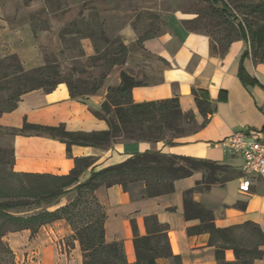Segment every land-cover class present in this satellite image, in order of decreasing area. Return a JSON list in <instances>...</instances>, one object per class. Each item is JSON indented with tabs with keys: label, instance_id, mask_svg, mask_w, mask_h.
<instances>
[{
	"label": "crops",
	"instance_id": "0c3cea01",
	"mask_svg": "<svg viewBox=\"0 0 264 264\" xmlns=\"http://www.w3.org/2000/svg\"><path fill=\"white\" fill-rule=\"evenodd\" d=\"M44 6V0H39ZM45 7V6H44ZM33 6L24 0H0V57L16 54L25 69L45 64L44 46L35 32L27 10ZM126 72L141 84L132 90L136 103L160 101L177 97L183 112L194 115L196 129L165 140H121L111 148L74 144L71 154L65 142L45 135H9L14 149V170L19 173L67 175L75 167V158L94 157L91 170L115 165L137 153L158 151L165 154L213 160L228 165L229 178L196 191L194 199L210 208L217 227L227 228L247 222L258 224L264 231V176L244 169V158L230 153L224 140L236 131L257 133L264 139V62H256L247 54L244 38L232 40L225 49L203 31L186 28L180 19L159 34L140 38L127 32ZM89 56L95 55L91 39L85 38ZM123 66L115 65L106 77L107 85L85 101L73 98L66 82L52 91L42 88L24 93L17 107L0 116V126L20 128L25 121L47 126L64 124L70 131H94L109 128L98 118L93 107L101 105L110 86L120 85ZM206 91L213 112L200 110L194 91ZM206 173L177 179L169 194L146 196L143 181L131 183L129 190L120 184L102 185L95 196L105 214V236L108 242L122 241L129 262L136 261L132 219L140 234L147 233L145 217L157 215L168 224L171 247L181 257L182 264H218L216 247L209 244L208 233L189 235L187 229L199 220H187L184 215V192L195 187ZM67 193L58 206L73 200ZM57 206V207H58ZM56 207H53V209ZM73 226L60 218L43 225L37 232L31 229L8 231L3 240L15 256L16 264H83L79 240L73 238ZM262 258L254 264H264ZM226 259L235 261L233 249L226 250ZM157 264H178L173 258H159Z\"/></svg>",
	"mask_w": 264,
	"mask_h": 264
},
{
	"label": "trees",
	"instance_id": "16d2710c",
	"mask_svg": "<svg viewBox=\"0 0 264 264\" xmlns=\"http://www.w3.org/2000/svg\"><path fill=\"white\" fill-rule=\"evenodd\" d=\"M209 1L224 16L239 21L227 0ZM96 17L97 14L94 13L93 18ZM83 22L80 28L77 27V23L72 25L74 28L71 30L67 28L61 34V38L65 39L67 33H74L78 38L92 39L96 53L91 56V60L94 65L98 63L103 68L99 77L92 81L63 79L60 65L47 57H45L44 65L29 70L24 68L16 54L0 57V90L4 88L10 90L8 96L0 97V116L14 110L24 93L39 88L50 92L61 82L67 83L73 98L85 101L88 96L96 94L101 89L104 80L115 65L126 62L128 48L120 39H117L119 43L116 47H106L101 51L99 35H102L103 31L99 29V22L96 20ZM244 24L248 26L251 44L257 48L264 47V1L250 7L247 16L243 21L238 22L240 28L238 38L246 40L248 36ZM104 40L109 42L108 38L104 37ZM232 40L234 39L219 43L213 39L222 50ZM246 53H250L249 49ZM121 78L120 85L108 88L105 101L93 107L94 114L107 121L108 129L70 131L64 124L47 126L25 121L20 128L0 126V132L11 135L49 136L65 142L71 154V147L74 144L109 149L121 140H165L173 143L174 138L196 129L193 113L183 112L177 97L136 103L132 98V90L141 82L125 71L121 72ZM3 82L6 83L5 86L2 85ZM194 94L201 111L205 114L213 112L206 91L195 90ZM12 156L13 168L10 174L21 181V184L17 191L5 192L0 175V214L19 223V226L8 229L7 232L27 228L35 233L43 225L65 218L73 226L75 232L73 238L79 240L81 244L83 264H157L159 258H173L178 264H182L181 257L173 253L169 225L162 223L157 215L145 217L147 233L144 235L140 234L136 220L132 219L136 261L129 262L122 241L108 242L106 240V214L95 196V190L102 185L115 184H120L124 190H129L131 183L143 181L146 184V196L154 197L174 192L177 179L191 176L197 171L205 172V177L197 181L195 187L184 192L185 218L199 220L198 224L188 227V234L208 233L209 244L216 247L218 264H254L256 259L263 256L261 246L264 245V231L258 224L247 222L227 228L217 227L213 211L194 199L196 191L209 189L212 184L228 179V174L222 178L218 177L219 174L228 172V165L208 159L147 151L137 153L123 162L100 170L93 168L89 176L81 180L83 173L95 163L94 157L75 158V167L69 174L51 175L16 172L14 149ZM26 180L29 183H26ZM69 192H74V199L65 205L58 206L61 199ZM85 194L90 196L96 210L90 214L92 220L89 223L75 227L72 215L74 210L83 203L82 198ZM53 207L56 208L53 209ZM24 212L28 214H23ZM227 249L234 250L235 261L226 259Z\"/></svg>",
	"mask_w": 264,
	"mask_h": 264
},
{
	"label": "rangeland",
	"instance_id": "374dc122",
	"mask_svg": "<svg viewBox=\"0 0 264 264\" xmlns=\"http://www.w3.org/2000/svg\"><path fill=\"white\" fill-rule=\"evenodd\" d=\"M227 1L239 21H243L249 8L264 0ZM24 4L35 7L27 10L25 15H29L35 32L45 43V57L50 61H57L60 65L63 79L92 81L98 78L103 70L98 63L93 64L85 47V38H78L74 33H67L65 39L61 38L67 28H74V23H77L78 28L82 27L84 20L99 22V29L103 31V34L99 35L101 51L106 47H116L119 43L117 39L125 44L126 33L129 31L135 32L140 38L159 34L177 18L186 28L206 32L219 43L238 38L240 32L239 21L221 14L209 0H44L45 7L40 6L39 0H24ZM94 13L97 14L95 19ZM244 27L252 57L256 62H263L264 47L257 48L252 45L248 26L244 24ZM104 37L108 38L109 42L104 40ZM120 66H123L122 71L126 72L125 63ZM5 84L2 83L4 86ZM107 84L104 80L103 85ZM9 93L10 90L1 89L0 97L8 96ZM9 135L0 132V175L3 179V191L15 192L21 181L10 174L13 168V145ZM25 182L29 183L28 180ZM82 199L83 203L72 215L75 227L89 223L92 220L90 214L96 210L90 196L85 194ZM18 226L19 223L0 214V264H16L15 256L3 236L8 229Z\"/></svg>",
	"mask_w": 264,
	"mask_h": 264
},
{
	"label": "built area",
	"instance_id": "2783aa9c",
	"mask_svg": "<svg viewBox=\"0 0 264 264\" xmlns=\"http://www.w3.org/2000/svg\"><path fill=\"white\" fill-rule=\"evenodd\" d=\"M226 149L244 158V169L264 176V139L257 133L236 131L224 140Z\"/></svg>",
	"mask_w": 264,
	"mask_h": 264
}]
</instances>
